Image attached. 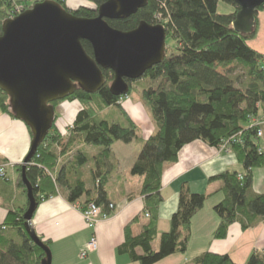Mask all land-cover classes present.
I'll list each match as a JSON object with an SVG mask.
<instances>
[{
  "label": "trees",
  "instance_id": "obj_1",
  "mask_svg": "<svg viewBox=\"0 0 264 264\" xmlns=\"http://www.w3.org/2000/svg\"><path fill=\"white\" fill-rule=\"evenodd\" d=\"M56 1L69 10L64 0ZM88 1L96 8L80 6L72 13L79 18H96L97 9L107 0ZM220 2L232 5L235 13L220 14ZM19 5L25 10L31 7L24 0H0V36L4 22L13 17ZM262 10L264 5L255 11L256 22ZM238 11L232 0H149L146 8L128 19L107 20L113 29L122 32L135 30L141 22L152 25L165 22L167 40L178 45L175 48L167 45L165 61L136 82L142 85L149 81L141 96L150 108L155 131L147 139L142 136L141 128L125 104L110 91L114 74L104 71L106 85L100 91L89 94L78 89L65 100L76 101L82 106L66 135L56 124L59 117L56 108L62 102L53 103L56 111L54 126L26 171L37 203L40 205L56 197L59 190L65 188L70 203L86 196L88 202L84 207L94 202L111 217L115 210H112L107 190L110 171L105 157L116 143H140L143 148L131 174L144 178L141 194L145 197V209L133 224L145 217L148 224L139 235H135L129 225L125 230V242L118 249L134 264H157L175 253L188 251L192 221L208 200L207 194L195 193L187 183L183 184L170 230L159 234V211L165 202L162 189L166 166L177 163L181 151L194 142L202 141L215 149H222L227 143V148L235 153L246 173L227 171L210 179L211 183L222 182L225 194L224 200L215 207L220 223L213 237L215 240L226 239L229 228L236 223L244 230L261 223L264 220V192L253 193V172L264 169V152H261L264 144L259 141L263 137L258 138L261 129L258 117L260 112L264 115V55L249 45L256 35V26L251 35L233 30ZM157 18H163V21L159 22ZM83 45L93 57L91 44L83 41ZM234 65L243 68L246 82H241V77H234ZM134 82H129L130 89ZM116 108L124 115L125 124L110 118V112ZM0 110L16 118L9 96L1 89ZM81 147L103 150L102 154L93 155L77 150ZM75 150L74 160L60 168L56 175L60 156ZM91 163L94 164L91 166L94 190L81 177V170ZM18 172V186L27 193L22 166L18 167ZM77 173L76 181L70 182L69 176ZM27 209L9 212L0 227V234L7 231H1L5 226L17 230L22 237L21 244L12 240L0 241V264H41L46 257L25 231ZM158 238L160 248L156 251L154 243ZM193 263L236 264L227 255L209 251L195 258ZM246 264H264V253H253Z\"/></svg>",
  "mask_w": 264,
  "mask_h": 264
},
{
  "label": "crops",
  "instance_id": "obj_2",
  "mask_svg": "<svg viewBox=\"0 0 264 264\" xmlns=\"http://www.w3.org/2000/svg\"><path fill=\"white\" fill-rule=\"evenodd\" d=\"M222 3L218 6L220 14H223L220 11ZM66 5H69L70 9L75 8L67 2ZM223 7L227 14L235 13L236 9L232 5L224 3ZM256 28V35L249 45L264 55V10L258 13ZM73 110L76 113L73 111L72 114L76 117L77 107ZM260 113L258 118L261 120L260 130L263 132V138L259 141L264 144V115ZM142 135L147 139L152 133L143 132ZM31 142L32 134L29 128L22 121L0 110V168L5 167L4 174H0V227L5 223L9 212L19 213L28 207L27 193L18 186V167L23 165L28 156ZM133 145L134 143H116L110 154L105 157L110 171L107 190L116 211L95 229L89 228L83 218L81 208L88 202L86 196L72 204L67 200V190L61 188L56 197L39 205L33 216V229L39 238L48 243L52 264H134L128 255L119 253L118 249L125 242V230L129 225L132 226L133 233L139 235L148 224L146 217L133 224L135 218L142 215L145 209V197L141 194L144 178L131 174L141 147ZM79 149L93 155L102 154V150L94 151L89 147L77 150ZM58 151L60 154V148ZM76 154L75 150L60 156L56 175L60 168L74 160ZM92 165L94 166L91 163L81 170V177L88 187L94 190L91 183ZM227 171L242 175L246 173L233 151L211 148L202 141L186 146L179 155V161L166 166L162 189L165 202L159 211V234L170 230L171 218L177 211L183 184L187 183L195 193L207 194L208 200L192 221L188 251L185 254L175 253L157 264H194L193 260L207 251L227 255L236 264H246L253 253H264V220L247 230L239 223L233 224L224 240H215L213 237L220 223L215 207L224 200L225 194L223 183H211L210 179ZM253 174V193L262 194L264 169H255ZM76 175L79 176V173L69 176L70 182L76 181ZM93 236L98 240V250L82 259L81 252ZM5 240L22 243L20 233L14 229L7 228L5 233L0 234V241L4 243ZM159 248L160 238L154 243V249L158 251Z\"/></svg>",
  "mask_w": 264,
  "mask_h": 264
},
{
  "label": "water",
  "instance_id": "obj_3",
  "mask_svg": "<svg viewBox=\"0 0 264 264\" xmlns=\"http://www.w3.org/2000/svg\"><path fill=\"white\" fill-rule=\"evenodd\" d=\"M239 11L234 31L251 35L255 11L264 0H232ZM149 0H107L93 19L79 18L56 0L38 2L15 18L6 20L0 36V89L10 98L12 111L32 134L31 148L22 165L28 209L25 231L52 264L49 246L33 229L37 203L26 171L51 132L56 118L53 103L65 101L78 89L94 94L106 85L104 71H111V93L128 95L134 82L166 58L167 30L141 22L131 32L113 29L107 20H125L148 6ZM91 44L94 56L84 48Z\"/></svg>",
  "mask_w": 264,
  "mask_h": 264
},
{
  "label": "rangeland",
  "instance_id": "obj_4",
  "mask_svg": "<svg viewBox=\"0 0 264 264\" xmlns=\"http://www.w3.org/2000/svg\"><path fill=\"white\" fill-rule=\"evenodd\" d=\"M24 1H27L28 5L32 7L38 2L49 1V0H24ZM50 1H52V0H50ZM64 1L67 2L68 4L75 6V8L71 9L72 11L76 10L80 6L92 7L94 9L96 8V6L88 0H64ZM222 4L223 5H222L220 11L223 14H227L228 12H226L225 8L223 7L224 3H222ZM20 7H22V6H20ZM67 7L69 8L70 6L67 5ZM162 25H164V23ZM167 45L172 46L173 48H175V46H178L174 42H172L171 39L167 40ZM232 70H234L233 74H234L235 78H237V76L239 78L241 77L240 81L246 82V77L244 75L243 68L240 65H237V66L234 65L232 67ZM137 81H139V80H137ZM137 81H135L132 84V88L130 89L131 93L129 92L128 95L119 97L120 102L123 105L125 104L124 107L128 110V112L131 114V116H133V118H135L134 120H136V124H138V126L141 128L142 134H143V132L144 133L150 132L153 134L155 131V127H154V123H153V120L151 117L150 108L146 103H144L142 96H141V92L143 90V87H146L148 85L149 81H145L146 85H144L145 83H142V85L140 83H136ZM110 85H111V83H110ZM60 102H62V103L58 104L57 108H56V111L59 115L56 124H58L57 126L60 130H62V132H65V134H67L68 130H70L74 125L75 117L72 114L74 111L73 108L77 107V111L79 112V110L82 108V106L76 101H60ZM111 117L115 118L114 121H117V122L123 123V124L126 123V119H125L124 115L120 114V112L118 111L117 108L112 110V112H110V118ZM72 118H74V119L72 120ZM252 122H254L253 119H252ZM142 136L144 137V135H142ZM120 143H122V142H120ZM123 144H125V143H123ZM139 144L140 143L135 142L133 146H140L141 147L140 152H139V155H140L143 147ZM227 147H228V144L226 143L221 148L225 149ZM96 149H98V148H96ZM100 149L103 150L102 148H99L98 150H100ZM224 151H226V150H224ZM139 155H138V157H139ZM138 157H137V159H138ZM91 183H93V181ZM83 208L84 207H82L81 210ZM112 210L113 211L115 210L114 207L112 208Z\"/></svg>",
  "mask_w": 264,
  "mask_h": 264
},
{
  "label": "built area",
  "instance_id": "obj_5",
  "mask_svg": "<svg viewBox=\"0 0 264 264\" xmlns=\"http://www.w3.org/2000/svg\"><path fill=\"white\" fill-rule=\"evenodd\" d=\"M25 11V9L23 7H16L15 9V14L13 15V17H11L12 19L19 16L20 14H22ZM157 20L159 22L163 21V18H157ZM165 23V22H163ZM163 23H159V24H163ZM166 24V23H165ZM165 24L163 26H165ZM65 133V132H63ZM263 137V132L262 131H258V138H262ZM222 150H226V151H231L228 148H225ZM261 152H264V146L261 149ZM5 171V167L0 168V174H4ZM113 207V206H112ZM82 214H83V218L86 221L87 225L89 226V228L95 229L98 224L102 221L108 220L110 218V216L106 213L103 212L102 208L97 206L94 202L89 203L86 207H84L82 209ZM150 215L148 214L147 217H149ZM7 228L4 226L2 227L1 231L4 232L6 231ZM98 250V240L96 238V236H93L92 239L90 240V242L86 245L85 249L81 252L80 257L82 259L87 258L91 253L95 252Z\"/></svg>",
  "mask_w": 264,
  "mask_h": 264
}]
</instances>
